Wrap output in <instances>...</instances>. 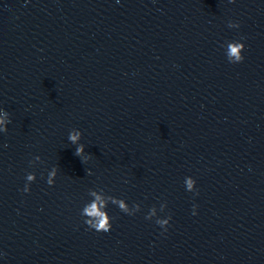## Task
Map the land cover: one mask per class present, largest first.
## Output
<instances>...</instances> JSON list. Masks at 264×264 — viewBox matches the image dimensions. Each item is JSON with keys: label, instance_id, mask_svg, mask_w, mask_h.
<instances>
[{"label": "clouds", "instance_id": "9594fccd", "mask_svg": "<svg viewBox=\"0 0 264 264\" xmlns=\"http://www.w3.org/2000/svg\"><path fill=\"white\" fill-rule=\"evenodd\" d=\"M231 51H232V54L238 55V49L236 47H233L231 49ZM72 139L75 140V137H73ZM88 211H89V214L90 215H95V216L101 217V220H100V223H99V228H102L103 229V228L106 227V220L103 218V213H100L98 211L97 206L95 204H93L91 206V208L88 209Z\"/></svg>", "mask_w": 264, "mask_h": 264}]
</instances>
